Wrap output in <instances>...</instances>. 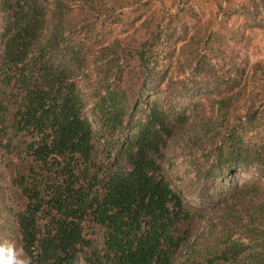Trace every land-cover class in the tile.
<instances>
[{"label": "trees", "instance_id": "1", "mask_svg": "<svg viewBox=\"0 0 264 264\" xmlns=\"http://www.w3.org/2000/svg\"><path fill=\"white\" fill-rule=\"evenodd\" d=\"M104 1L0 0V241L34 264H264V103L234 113L242 69L202 54L173 80L160 32L101 43ZM201 97L216 113L192 122ZM174 144L194 173L181 188ZM188 188L221 210L192 242Z\"/></svg>", "mask_w": 264, "mask_h": 264}, {"label": "rangeland", "instance_id": "2", "mask_svg": "<svg viewBox=\"0 0 264 264\" xmlns=\"http://www.w3.org/2000/svg\"><path fill=\"white\" fill-rule=\"evenodd\" d=\"M255 1L257 0L104 1V11L101 13L106 14L111 10L113 20L98 16L105 21L98 25L101 43L110 44L117 41L129 48L157 32H160L164 39L168 37V43L171 42L170 39H174L176 42L167 50L171 57L164 60L169 64L168 76L173 80L191 76V68L186 60L196 54L205 55L206 60L209 59L216 69L225 70L229 65L235 64L239 70L242 69V76H245L241 86L245 85L246 96L241 97L237 107L239 110L234 113H243L250 97L254 96L258 103H264V72L255 71L252 67L255 63L264 62V7L259 8V12H253L252 17L248 14V7ZM109 6L111 8L107 11L106 7ZM255 23L259 24L256 26ZM87 72L93 74L91 66ZM92 82H95V77H92ZM210 105L208 99L201 97L197 109L200 119L193 116L192 122L199 120L200 123L215 114L216 107L211 108ZM199 126L192 127L195 131L193 133L200 132ZM223 127L222 123L221 130ZM251 135L256 136L255 133ZM187 150L188 147H183L182 150L179 145L174 144L170 145L167 154L175 157V166L169 172V177L178 188H181L185 181L188 182L187 179L194 177ZM199 151L200 149L197 150ZM179 177L183 179V183L177 180ZM188 190L190 193L186 192V199L203 215L195 223V232L190 238L192 242L196 238L202 240L209 232L211 224L218 222L221 210L206 203L197 193L191 192L190 188ZM181 258H184V255Z\"/></svg>", "mask_w": 264, "mask_h": 264}, {"label": "clouds", "instance_id": "3", "mask_svg": "<svg viewBox=\"0 0 264 264\" xmlns=\"http://www.w3.org/2000/svg\"><path fill=\"white\" fill-rule=\"evenodd\" d=\"M0 264H34L33 257L17 244L0 241Z\"/></svg>", "mask_w": 264, "mask_h": 264}]
</instances>
